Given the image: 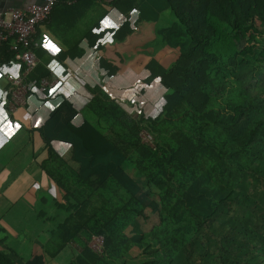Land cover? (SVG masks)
Returning <instances> with one entry per match:
<instances>
[{
    "label": "trees",
    "instance_id": "1",
    "mask_svg": "<svg viewBox=\"0 0 264 264\" xmlns=\"http://www.w3.org/2000/svg\"><path fill=\"white\" fill-rule=\"evenodd\" d=\"M166 2L188 42L169 65L156 62L155 108L139 98L126 111L93 87L80 128L62 106L45 121L59 123L55 134L67 126L76 146L63 157L43 137L40 168L62 196L38 199L51 226L24 263L58 264L66 249V264H264V0ZM4 44L0 66H9ZM9 97L7 88L8 118ZM77 146L88 172L69 164ZM9 255L21 254L0 251V264H18Z\"/></svg>",
    "mask_w": 264,
    "mask_h": 264
},
{
    "label": "crops",
    "instance_id": "2",
    "mask_svg": "<svg viewBox=\"0 0 264 264\" xmlns=\"http://www.w3.org/2000/svg\"><path fill=\"white\" fill-rule=\"evenodd\" d=\"M70 1L59 3L47 25L37 29L39 46L34 54L38 63L28 78L54 77L57 85L50 90L34 89L25 104L12 109L10 119L2 102L10 87L4 74L15 73L17 68L0 66V251L21 249L5 241L12 237L15 226L16 230L23 227L24 221L28 228L31 221L38 224L35 210L38 199L43 198L49 206L61 199L58 186L40 168L47 158L43 137L51 138L52 147L63 157H70L76 142L67 126L55 134L59 123L44 126L45 121L62 106L61 116H67L70 124L80 128L83 119L77 112L90 100L89 88L93 87L106 90L126 111L134 107L130 108L129 102L139 98L146 103L145 99L153 95L150 98L157 100L158 86L151 89L150 83L159 75L156 62L169 65L187 45L179 40V27L171 30L172 23L167 22L171 17L166 0ZM29 3V0H0V11L25 10ZM161 31L164 38L174 36V40L163 41ZM9 45L7 42L3 47ZM141 91L148 95H139ZM68 104L75 113L65 111L64 105ZM81 158L84 156L77 146L75 161L69 164L77 166L78 161L84 166ZM85 172L88 170L84 166ZM47 227L37 232L44 236ZM35 243L36 240L31 245L34 254L39 252V244ZM66 254L65 249L56 258L58 264L67 263ZM26 256L24 253L18 256L17 263L23 264L29 259Z\"/></svg>",
    "mask_w": 264,
    "mask_h": 264
},
{
    "label": "built area",
    "instance_id": "3",
    "mask_svg": "<svg viewBox=\"0 0 264 264\" xmlns=\"http://www.w3.org/2000/svg\"><path fill=\"white\" fill-rule=\"evenodd\" d=\"M64 0H44L42 4H29L25 10L9 8L0 11V47L2 43L10 42L9 50L12 52L10 66L17 71H7L5 79L10 84V97L7 107L12 112L15 106L25 104L27 95L36 88L52 89L57 85V79L51 77L28 80L30 73L35 69L38 60L34 49L39 46L35 39V27L38 22L46 19L56 4ZM140 138L143 143L152 146L149 133L142 131ZM89 246L94 251H101L102 238L92 236Z\"/></svg>",
    "mask_w": 264,
    "mask_h": 264
},
{
    "label": "rangeland",
    "instance_id": "4",
    "mask_svg": "<svg viewBox=\"0 0 264 264\" xmlns=\"http://www.w3.org/2000/svg\"><path fill=\"white\" fill-rule=\"evenodd\" d=\"M167 17H168V14H167ZM170 17H172L171 12H170ZM171 20H172V18L171 19L168 18L167 19V22L172 23V26H171V30H172V28L175 27L177 25V23L174 21V19L172 21ZM163 33H164L163 31H161V33H160L161 39H163V41L169 42L171 38H172L171 39L172 41L174 40V38H173L174 36H171V38H168L167 36H165V38H164ZM179 40H181V44H184V45L187 44V42H188V38L185 35H180L179 36ZM150 83H151V89H152L156 85V80L153 79ZM103 92L106 94V90L105 91L103 90ZM145 100H146L145 102L147 103V105H149L152 108H155L156 105H158V102H159L158 99L157 100H154V99H152L150 97H147V99H145ZM150 102H153V103H150ZM133 117H135V116H133ZM23 224L24 225H23V227L20 230H16V226L13 228V231L14 232L12 233V237H10L11 239L8 238L5 241V243L6 244L10 243L11 244V247L13 245L14 246H16V245L17 246H21L20 247L21 249H18L17 247H15V251L17 252V250H18V253H20V254H23V253L26 254L27 255V258H28L30 256V254H31V251H32V246H31L32 245V242L34 240H36L37 243H35L34 245H36V244L38 245L39 244V248H40V245H42V243H43L42 238L44 236H43L42 233H39L37 231L40 230L41 228L42 229L48 228L47 226L50 227L51 225L48 223L45 226V224L42 223L41 221H38V224L31 221V223H30V227L31 228H28L27 227V223H25V221H24ZM10 244H8V245H10ZM4 251H5V249H4ZM9 256L13 260H16L11 255H9ZM44 263H45V260H44ZM18 264H19V262H18Z\"/></svg>",
    "mask_w": 264,
    "mask_h": 264
},
{
    "label": "clouds",
    "instance_id": "5",
    "mask_svg": "<svg viewBox=\"0 0 264 264\" xmlns=\"http://www.w3.org/2000/svg\"><path fill=\"white\" fill-rule=\"evenodd\" d=\"M30 1V3L29 4H35V5H40V4H42V3H35L34 2V0H29ZM68 1V2H67ZM62 2H67V3H70L71 1L70 0H64V1H62ZM21 10V9H20ZM24 10V9H23ZM44 21V20H43ZM43 21H40V22H38V24L36 25V27L39 25V24H41ZM36 27H35V31H36ZM36 39V38H35ZM37 40V39H36ZM10 66V65H9ZM91 248V247H90ZM94 251V250H93Z\"/></svg>",
    "mask_w": 264,
    "mask_h": 264
}]
</instances>
